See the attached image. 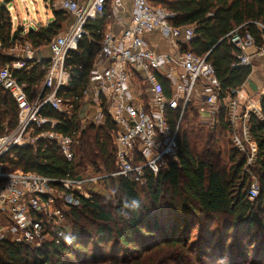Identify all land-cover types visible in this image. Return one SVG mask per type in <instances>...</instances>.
Returning <instances> with one entry per match:
<instances>
[{"label":"trees","instance_id":"16d2710c","mask_svg":"<svg viewBox=\"0 0 264 264\" xmlns=\"http://www.w3.org/2000/svg\"><path fill=\"white\" fill-rule=\"evenodd\" d=\"M0 0V67L14 61L7 53L30 44L41 52L63 31L71 16L54 12V19L43 27L14 30L9 4ZM174 14L175 27H193L194 38L182 51L205 57L214 67L222 94L240 89L251 74V67L234 68L241 53L227 38L243 27L254 35L258 47L264 41L256 23L264 27V0H152ZM113 23L107 5L105 12L86 26L96 43L83 37L77 52H70L66 66L72 73L67 97H77L71 119L50 111L46 116L63 120L59 132L73 136L81 133L79 153L68 163L61 152L48 144L44 151L15 149L4 159L17 173H38L51 178L76 176L93 168L103 175L116 171L113 135L117 127L105 111L103 124L84 126L78 114L83 92L102 34ZM97 33V34H96ZM47 60L28 62L27 69L16 75L26 86L32 101L46 74ZM166 95V81L160 80ZM221 95V98L223 97ZM262 117L251 114L249 130L258 145L251 174L245 172L246 155L231 142L226 117L220 116L219 129L199 123L195 109L185 115L180 127L179 159L143 187L123 177L107 178L120 195L117 206L104 204L101 195L92 193L89 200L66 212L71 231L60 244L46 243L40 249L6 240L0 244V264H264V95L260 97ZM193 126H188L189 113ZM18 107L13 97L0 88V136L13 131L18 123ZM178 113L174 114V118ZM187 122V125H186ZM228 136L231 148L222 152L217 145V131ZM225 155V157H223ZM256 177L259 196L248 199V189ZM139 203L131 208V202Z\"/></svg>","mask_w":264,"mask_h":264},{"label":"built area","instance_id":"2783aa9c","mask_svg":"<svg viewBox=\"0 0 264 264\" xmlns=\"http://www.w3.org/2000/svg\"><path fill=\"white\" fill-rule=\"evenodd\" d=\"M48 2L53 10L71 16L74 23L66 35L48 46L46 74L34 100L29 99L26 86L16 75L27 69L29 61L43 60L37 58L30 44L9 51L7 55L14 61L0 67V88L13 97L19 111L16 128L0 136V244L12 240L33 249L48 242L60 244L70 234L67 210L80 206L83 198L91 199L92 186L106 178L123 177L143 187L157 178L171 163L178 162L179 130L190 108L198 112L200 123L213 130L219 129L225 110L231 142L246 155L245 172L251 174L249 168L256 161L258 145L250 134L249 120L251 114L261 118L262 109L260 97L249 86H262L260 96L264 95V83L258 85L261 81L253 63L254 57H264V41L258 47L254 35L243 27L228 35L231 45L241 52L233 67H251L252 71L240 89L223 95L208 55L200 57L181 50V46H190L193 27L173 26L174 14L155 6L152 0H133L129 25L121 34L114 31L113 24L106 27L97 43L99 51L79 108L84 126L103 124L106 111L117 127L113 135L116 171L94 177L86 171L64 178L14 172L4 159L15 149L44 151L51 144L68 163L76 160L81 133L68 136L59 132L57 127L63 120L43 111L56 112L64 119L73 117L78 98L66 96L72 78L66 62L70 52L78 51L83 37L96 43V36L90 35L86 26L105 12L109 0ZM112 8L115 18L126 13L122 0H113ZM256 25L263 33L264 27ZM37 28L30 24L25 31ZM157 30L170 41L175 54H160L149 48L146 35ZM161 79L166 81L170 95H166ZM259 193V182L252 176L248 199L254 201Z\"/></svg>","mask_w":264,"mask_h":264},{"label":"rangeland","instance_id":"374dc122","mask_svg":"<svg viewBox=\"0 0 264 264\" xmlns=\"http://www.w3.org/2000/svg\"><path fill=\"white\" fill-rule=\"evenodd\" d=\"M53 1H56L55 3L58 2V0H53ZM82 1H88V0H82ZM109 2L111 3L113 2V0H109ZM110 5H112V3ZM9 11L13 16V18L15 19L13 21L15 28L14 30H16L18 27H22L26 30V28H28L30 24H32L35 28L43 27L47 25L49 22L53 21L54 12H55V10L52 9L51 4H49L48 0H13L9 4ZM26 45L18 46V48L19 49L25 48ZM253 63L256 71L259 70L264 77V57L261 58L254 57ZM194 118H195L194 113L190 112L187 119V121L189 122L188 126L190 127L193 126L192 120ZM200 122L201 119L199 118V123ZM183 123H185V118L182 122V125ZM216 141L218 147L223 153L227 152L229 148H231L232 146L229 137L224 135V133L222 134V132H220L219 130L216 133ZM79 146H80V140H79ZM77 152L79 153V147ZM223 157H225V155H223ZM79 172L83 173V171H79ZM87 172L90 177L103 175L101 173L96 172L93 168H89ZM91 192L101 195V200L103 201L104 204L110 202L111 207L114 208L118 204L117 202L119 200L118 198L120 197V195L116 189V186L114 185L113 187L112 183L107 178L104 179L102 182H100L97 186H92ZM69 230L71 231L70 224H69Z\"/></svg>","mask_w":264,"mask_h":264},{"label":"crops","instance_id":"0c3cea01","mask_svg":"<svg viewBox=\"0 0 264 264\" xmlns=\"http://www.w3.org/2000/svg\"><path fill=\"white\" fill-rule=\"evenodd\" d=\"M112 3V2H111ZM110 2H108V7L110 9V12L112 14V5ZM123 6L126 10V13L121 17H114L112 14V18H113V26H114V31L118 34H121L126 27L129 25L130 19H131V14H132V8H133V0H122ZM74 20L71 17V20L65 25L62 33L59 36H64L68 33L69 29L73 26ZM146 42L148 43V46L150 49L155 50L157 53L160 54H175L176 50L172 47L170 41L168 39H166L160 30H157L153 33L147 34L146 35ZM37 58L39 59H43V60H47L50 57V52L49 50L46 48L41 52H37L36 53ZM261 58V57H259ZM261 60V59H260ZM256 70V69H255ZM258 79L261 81L258 83V85H260V83H264V77L263 75L260 73L259 70L256 71ZM262 86H256V85H250L249 89L250 91L258 97L260 96V91L262 90ZM199 96V90L198 92L195 94V97ZM195 106L197 105V101L194 102Z\"/></svg>","mask_w":264,"mask_h":264},{"label":"clouds","instance_id":"9594fccd","mask_svg":"<svg viewBox=\"0 0 264 264\" xmlns=\"http://www.w3.org/2000/svg\"><path fill=\"white\" fill-rule=\"evenodd\" d=\"M139 206V203L137 202V201H135V200H133L132 202H131V205H129V207H131V208H136V207H138Z\"/></svg>","mask_w":264,"mask_h":264}]
</instances>
